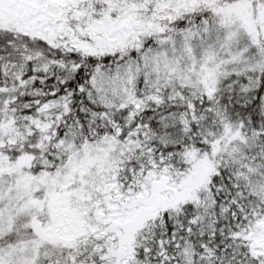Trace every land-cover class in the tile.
I'll list each match as a JSON object with an SVG mask.
<instances>
[{
    "label": "snow or ice",
    "instance_id": "snow-or-ice-1",
    "mask_svg": "<svg viewBox=\"0 0 264 264\" xmlns=\"http://www.w3.org/2000/svg\"><path fill=\"white\" fill-rule=\"evenodd\" d=\"M0 264H264V0H0Z\"/></svg>",
    "mask_w": 264,
    "mask_h": 264
}]
</instances>
